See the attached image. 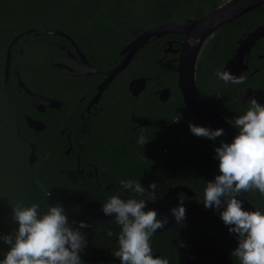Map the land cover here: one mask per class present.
Masks as SVG:
<instances>
[{"label":"trees","instance_id":"trees-1","mask_svg":"<svg viewBox=\"0 0 264 264\" xmlns=\"http://www.w3.org/2000/svg\"><path fill=\"white\" fill-rule=\"evenodd\" d=\"M224 1L0 0V236L12 234L18 229L12 213L17 203L25 207L38 203L41 215L47 212L49 206L59 204L68 218L71 214L81 217L102 208L113 195L125 200L144 197L122 188L116 194L115 190L84 185L87 182L73 171L69 155L64 153V119L68 106L64 100L71 88L68 81L71 76L55 70L52 63L64 59L65 53L61 46L71 48L70 42L60 35L40 32L22 34L10 47L8 77L5 81V55L13 37L31 28L59 30L72 39L90 62L107 67L119 60L121 49L145 29L173 19L201 17ZM250 19L253 20L252 15L246 16L247 21ZM232 21L239 23L244 20L239 17ZM233 31L230 29L228 36L224 40L220 39L216 45L219 52L214 59L216 69L221 57L226 51L229 55V49L234 46ZM168 36L151 37L139 49L135 61L128 67L132 70L130 75L150 74L158 84L173 86L175 66L160 58L163 38ZM203 65L208 64L199 63L198 73L204 71ZM16 74L33 92L60 99L61 107L37 111L30 105L28 94L14 87ZM151 102H155V99L152 98ZM25 116L41 120L43 129L35 131L28 127ZM130 121H127V117L125 120L118 117L117 124L125 129L129 128ZM113 135L114 132H98V148L90 146L86 152L96 150L101 153L99 149L105 151L104 147L108 144L110 164L121 180L140 181L146 189L151 183L158 182L162 176L156 173L155 159L139 156L136 151L143 150L140 145L134 146L126 141L113 144ZM195 140L197 144L191 150L214 149L206 141L199 144L198 139ZM31 145L34 146L35 159L29 164ZM189 148L185 147L187 150ZM204 160L211 167L219 166L214 153H210L209 157L186 155L184 166H207ZM243 197L251 202L256 211L264 213V196L258 191L243 193ZM204 217L207 219L198 225L184 221V225L187 224L184 228L197 229L199 234L201 231H211V218ZM176 226L154 233L150 241L152 253H158V257L167 259L169 264L174 261L170 252L172 242L179 233ZM9 248L10 245L0 240V260Z\"/></svg>","mask_w":264,"mask_h":264},{"label":"flooded vegetation","instance_id":"flooded-vegetation-1","mask_svg":"<svg viewBox=\"0 0 264 264\" xmlns=\"http://www.w3.org/2000/svg\"><path fill=\"white\" fill-rule=\"evenodd\" d=\"M227 1L225 0L223 3ZM252 12H256V14H250ZM248 15H252L253 20L247 21L246 16ZM239 17H243L244 21L239 23L232 21ZM234 19L222 22L204 39L195 61L194 86L199 98L236 130V136L239 130L234 127V121L245 114L249 107V98L254 96L258 103L264 105V4L243 12ZM230 29L234 30L232 33L234 34L232 39L234 46L229 49V55L226 54V51L221 57V62L216 69L214 59L219 55L216 45L228 36ZM165 35L170 36L163 38L160 58L175 66L173 86L164 83L158 84L150 74L130 75L132 70L128 67L131 63L133 64L139 50L132 56L128 65L113 76L99 93V84L106 78V74L89 72V68L85 67L82 72L85 71L86 74H66L71 76L68 79L71 88L64 100L68 106L67 117L64 119L66 133L64 134L63 148H65L64 153L69 155L71 165L73 164V171L87 182L84 185H93L110 191L115 190L118 194L117 190L121 188V178L110 164L109 145L104 147L105 151L103 148L99 149L101 153L96 150L87 153L86 148L90 146L98 148L96 145L97 133L105 131L114 132L113 144L117 141L123 144L126 141L134 146H142L143 150L136 152L139 156L155 159L156 173L162 176L158 182H155L158 185L156 199L149 202L167 207L169 211V209L178 207L180 201H183L184 208H191L203 203L206 183L214 181L215 177L220 174L219 166L211 167L207 164V160H204L207 166L196 168L184 166L185 156L209 157L210 153H214L215 156V148L219 147L221 142L231 143L232 140L230 132L227 130L225 132V128L219 124H213V129H210L222 128L225 135L217 137L215 140L198 137L190 131V124L202 127L203 125L193 116L183 101L182 91L178 85L177 62L185 35L179 32ZM247 37H250L247 52L242 55L240 61L227 64L237 52V47ZM67 40L70 42L71 48L62 45L61 48L65 53L64 59L57 62L69 66L72 70H78L76 48L78 50L79 48L73 41ZM168 42H170L169 46ZM120 54L119 60L107 67L90 62L86 56L85 59L88 64L94 67L108 69L123 58L121 51ZM199 63L201 65L208 64L203 65L204 71L200 73L197 72ZM217 70L229 71L236 76L244 75L246 81L240 85L225 84L217 79L215 75ZM138 77L146 79L145 86L137 94H133L128 90V83L131 79ZM161 91L163 94L160 93ZM160 94L162 95L160 96ZM217 95H220L219 98ZM51 98L56 99L62 105L60 99ZM152 98L155 99L153 103L151 102ZM61 105L58 108H47L59 109ZM118 117L124 120L127 117V121L131 120L129 128H120V125L117 124ZM60 133L62 134L63 130ZM140 135L147 138L144 145L137 142ZM195 139H198L199 144L206 141L214 149L191 150V147L195 143L197 144L194 142ZM186 146L190 147L189 150L185 149ZM66 150H68L67 153ZM172 189L175 190L172 191ZM239 197L245 199L243 193ZM139 199H147V197ZM102 208L81 217L74 214L68 215L69 223L72 224L75 218L78 220L87 218ZM222 210L223 207L220 211ZM220 211L213 207L200 215L184 219L189 224L198 225L207 219L204 216H208L212 221L211 231H201L199 234L197 229L187 230L188 228H184L187 224H177L175 221L163 230L156 232H163L171 226L177 225L176 229L179 230V233L176 234L175 240L172 242L173 247L170 252L174 259L173 264H240L239 259L232 255L233 250L238 247L237 236L229 232V226L222 221ZM182 228L184 229L182 230ZM120 230L121 227L113 217L85 232L87 243L84 250L93 258L88 261L81 259V264H120L112 260V258H117L114 253L119 247ZM108 231H111L113 235L108 236ZM152 254L154 258L158 257V253Z\"/></svg>","mask_w":264,"mask_h":264},{"label":"clouds","instance_id":"clouds-1","mask_svg":"<svg viewBox=\"0 0 264 264\" xmlns=\"http://www.w3.org/2000/svg\"><path fill=\"white\" fill-rule=\"evenodd\" d=\"M187 43L194 47L199 38L190 37ZM215 75L225 84L240 85L246 81V76H236L229 71L217 70ZM234 127L239 131L232 142H221L215 148L220 174L214 181L206 183L203 204L205 208L215 207L217 211L223 207L220 217L229 226V232L237 236L238 247L232 255L240 264H264V213L244 210L238 199L241 193L250 191H258L264 196V105L254 96L250 97L248 109L235 119ZM189 128L194 135L210 140L225 135L222 128L211 130L192 124ZM146 141L147 138L140 135L137 142L144 145ZM120 184L123 190L147 196V199L125 200L113 195L103 205V214L114 216L121 227L119 247L114 256L119 258L120 264H169L167 259L154 258L150 243L156 230L168 220L158 218L156 210H145L146 202L156 199L158 185L153 182L146 189L140 181L133 180H121ZM39 208L38 203L28 207L17 203L12 208L18 229L0 236V240L10 245L0 264H81L80 252L87 241L80 229L90 225L81 221L78 227H73L76 222L69 223L59 204L49 206L43 215ZM170 211L177 224L183 223L186 211L183 201ZM107 235L113 233L108 231Z\"/></svg>","mask_w":264,"mask_h":264},{"label":"water","instance_id":"water-1","mask_svg":"<svg viewBox=\"0 0 264 264\" xmlns=\"http://www.w3.org/2000/svg\"><path fill=\"white\" fill-rule=\"evenodd\" d=\"M264 4V0H228L227 2L223 3L222 5L218 6L214 10L208 12L204 16L198 19H187V18H179V19H173L169 21H165L162 23H159L157 25H154L152 27H149L142 31L140 34H138L136 37H134L131 41H129L121 50V53L123 54V58L113 67L108 69H101L94 67L85 59V55L76 48L77 50V58H76V64L78 66V70H72L69 66L62 64L60 62L52 63V67L56 68L60 72H63L64 74H71V75H78V74H86L85 71L82 72V70L85 68H89V72H101L103 74H106V78L99 84L98 87V93L102 91L103 88L107 86L109 81L113 76H115L118 72L122 71L131 60L132 56L141 49L144 44L147 43V41L151 37H159L168 33H183L185 35L184 40L182 42L180 53L178 56V62H177V69H178V85L181 88L183 101L186 103L187 107L191 111L194 117L203 125V127H209L213 129V124H219L225 128L226 130L230 132V138L231 140L235 137L236 130L229 126L226 121L223 120L219 114L211 110L205 102H203L199 95L196 93L195 86H194V72H195V61L197 57L198 50L200 46L202 45L204 39L208 36V34L216 28L219 24L225 21H229L234 19L235 17L243 14V12H246L254 7L260 6ZM45 33V34H52V35H60L63 36L69 40L72 41V39L65 34L62 31L59 30H53V29H47V28H31L28 29L22 33H19L13 37V39L10 41L5 55V65H4V80H7L8 77V70H9V60H10V47L11 45L24 33ZM190 37H198L199 43L196 44L194 47H190L187 43L188 39ZM249 41L250 37L246 38L244 41L240 43V45L237 47V52L234 54L232 59H230L228 63H233L235 61H240V58L242 55L247 52L249 48ZM170 45V42H168V46ZM70 57L69 55H67ZM145 78L144 77H138L133 78L128 83V90L132 92L133 94H137L140 90H142L145 86ZM14 87L19 90L23 91L29 96L30 105L35 108L37 111H44L47 107H55L58 108L61 103L57 101L56 99H53L51 97L33 92L30 90L23 80L21 79L19 74H16V80L14 82ZM162 93V91L160 92ZM163 94V93H162ZM160 94V96L162 95ZM241 100V99H240ZM25 122L28 127L35 131H40L44 127V123L41 120L32 118L30 116H25ZM238 135V133H237ZM66 153L68 150L65 151ZM35 159V152H34V146L31 145V150L28 155V162L29 164L32 163ZM175 189H172V191ZM223 199V198H222ZM242 201L244 210L249 211H256V209L245 199H242L238 197ZM147 203L148 209L156 210L158 213V217L166 218L168 220V223L165 224L162 228L157 229V231L163 230L166 226L172 224L175 222V219L173 218L171 211L167 207L159 206L157 204L151 203L149 201ZM213 208V207H212ZM212 208H205L204 204L201 203L197 206H193L191 208H185V219L189 217H193L196 215H200ZM163 215V216H162ZM114 216H105L102 212V209L96 211L95 213L91 214L87 218H83L81 220H78L75 218V224L73 227H78L79 222L83 221L86 224H89L90 227L80 229V231L84 234L97 224H100L101 222L113 218ZM155 232V233H156ZM80 258L83 260H90V258H93L90 256L84 249L80 252ZM112 260H115L116 262L120 263V260L118 258H112Z\"/></svg>","mask_w":264,"mask_h":264}]
</instances>
